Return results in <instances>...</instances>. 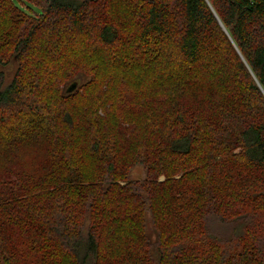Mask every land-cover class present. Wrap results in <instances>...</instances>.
Segmentation results:
<instances>
[{"label":"trees","instance_id":"16d2710c","mask_svg":"<svg viewBox=\"0 0 264 264\" xmlns=\"http://www.w3.org/2000/svg\"><path fill=\"white\" fill-rule=\"evenodd\" d=\"M0 264H264V0H0Z\"/></svg>","mask_w":264,"mask_h":264},{"label":"rangeland","instance_id":"374dc122","mask_svg":"<svg viewBox=\"0 0 264 264\" xmlns=\"http://www.w3.org/2000/svg\"><path fill=\"white\" fill-rule=\"evenodd\" d=\"M15 68H16V63H11L9 66L8 65L6 66V71H10L12 74L14 72ZM81 79H82L83 83H85L88 80V79H86L85 76L84 77L81 76ZM36 159H37V155L33 154L27 160H25V162L35 161ZM32 163H34V162H32ZM36 165L37 164H35V166ZM35 166H31V167L27 166V169H30L28 171V173H33L34 175L39 174L38 173V172H40L39 167L36 169V168H34ZM191 171L196 172V170L194 168ZM145 177H146V169L143 165H136L134 168H132V170L129 174V179L133 180V181H140L141 182L142 180H144ZM191 178H192V176H187L185 180L188 181ZM160 179L163 180L164 176H161ZM147 224L149 225V219L147 220Z\"/></svg>","mask_w":264,"mask_h":264}]
</instances>
